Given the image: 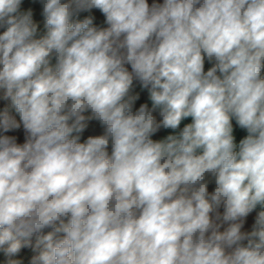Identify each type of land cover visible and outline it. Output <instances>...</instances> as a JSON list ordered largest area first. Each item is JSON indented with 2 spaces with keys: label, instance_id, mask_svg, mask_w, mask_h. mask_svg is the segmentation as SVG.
<instances>
[{
  "label": "clouds",
  "instance_id": "obj_1",
  "mask_svg": "<svg viewBox=\"0 0 264 264\" xmlns=\"http://www.w3.org/2000/svg\"><path fill=\"white\" fill-rule=\"evenodd\" d=\"M23 2L0 0L6 264L33 236L30 264H264V0H38L40 36Z\"/></svg>",
  "mask_w": 264,
  "mask_h": 264
},
{
  "label": "crops",
  "instance_id": "obj_2",
  "mask_svg": "<svg viewBox=\"0 0 264 264\" xmlns=\"http://www.w3.org/2000/svg\"><path fill=\"white\" fill-rule=\"evenodd\" d=\"M149 5H151L152 3H163V0H148ZM29 7H32L34 10V21L39 23V29H38V36L43 35L44 32L46 31L43 27V17H42V6L39 4L38 0L36 3H33L32 0H24L23 4L21 5V10L22 11H26ZM89 13H82L81 16L79 17L80 19H83L86 15H88ZM94 17V25L97 27H107V25L104 23V18L102 13L99 12V10H93V12L91 13ZM3 29H0V32H2ZM54 63V61H53ZM129 70L131 71L130 65H126ZM211 63L209 61H207V59L205 60V70L207 71V69L209 67H211ZM262 77H264V73H261ZM134 91L135 92H140L141 93V99L142 100H146L147 99V90L145 89H141L139 82L138 81H134V85H133ZM4 89H0V111H3L5 108L8 109L9 113L11 115H13L18 121H19V114L16 113L14 107L11 104L10 99H5L4 98ZM150 104V101H149ZM191 122V118L186 119L185 121L182 122L181 127H183V124L185 123H189ZM233 125H234V136L236 137V142L237 144L239 143V140L242 139L247 133L245 130L240 129L236 124L235 121H233ZM102 128L99 126L98 122H90L89 128L86 129L83 133L79 134L81 139L79 142H84L87 137L89 135H97V134H102ZM169 132H171V130H162L159 134H157V136H155V139L157 138H161L162 136L168 134ZM8 135H14L17 137V143H23L25 142L27 133L24 132L23 130V125L21 124V128L17 129V130H13L12 132L6 133ZM74 135H76L74 133ZM111 152V148L109 146V153ZM214 187V185H210V190H212V188ZM256 211H259V209H257ZM254 216H255V212L250 214V216L247 218L246 223H245V228L242 230H247L250 231L251 227L250 225L254 222ZM48 231H51V229H45L44 230V234H46ZM36 240L37 237L33 236L32 238L28 239V240H22V247L20 252L16 253L12 259H19L21 260V264H30L31 258L34 255H38L41 248H38L36 246ZM7 247V245L5 246ZM7 257L5 256V254L3 253V250L0 249V260L7 261Z\"/></svg>",
  "mask_w": 264,
  "mask_h": 264
},
{
  "label": "trees",
  "instance_id": "obj_3",
  "mask_svg": "<svg viewBox=\"0 0 264 264\" xmlns=\"http://www.w3.org/2000/svg\"><path fill=\"white\" fill-rule=\"evenodd\" d=\"M262 72L264 73V70H262ZM155 139V137H153Z\"/></svg>",
  "mask_w": 264,
  "mask_h": 264
}]
</instances>
